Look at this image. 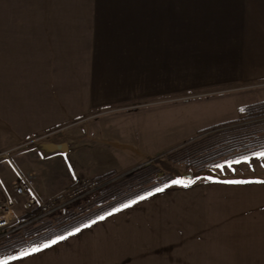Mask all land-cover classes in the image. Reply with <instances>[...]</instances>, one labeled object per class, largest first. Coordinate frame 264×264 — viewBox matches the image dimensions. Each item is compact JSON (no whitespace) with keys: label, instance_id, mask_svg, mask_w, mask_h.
<instances>
[{"label":"rangeland","instance_id":"374dc122","mask_svg":"<svg viewBox=\"0 0 264 264\" xmlns=\"http://www.w3.org/2000/svg\"><path fill=\"white\" fill-rule=\"evenodd\" d=\"M216 1L0 0V196L23 177L35 200L13 206L11 224L18 227L0 231V261L264 264V160L253 156L264 149L239 158L222 152L235 149L231 139L243 133L244 140L264 141V105L194 130L203 102L221 104L224 112L227 105L264 102V73L201 89V33L204 41L220 33L238 45L249 36L244 31L256 29L252 23H264V2L223 0V9L240 14L221 22L213 16L221 9ZM60 142L69 152L50 148ZM112 149L121 167L79 175L82 166L115 162ZM87 151L93 152L88 162ZM244 157L250 162L229 166ZM145 165L153 168L139 173ZM189 173L195 174L190 186L172 184L187 182ZM168 176L163 191H148ZM84 178L97 188L69 201ZM62 182L68 184L52 195L36 186ZM142 192L147 211L134 213L142 220L115 211L140 197L106 210ZM50 200L60 206L37 217V203ZM60 236L67 238L9 259Z\"/></svg>","mask_w":264,"mask_h":264},{"label":"crops","instance_id":"0c3cea01","mask_svg":"<svg viewBox=\"0 0 264 264\" xmlns=\"http://www.w3.org/2000/svg\"><path fill=\"white\" fill-rule=\"evenodd\" d=\"M222 1L223 0H217L215 2V5H217L218 8H221V9H215L213 16L217 20H220L221 22H223L222 19L225 17H228L229 15H232L233 17H239V14H240L238 13L239 11H236L235 9L231 10L229 8L223 9L221 7ZM252 1L253 0H251V3ZM261 1L264 2V0H261ZM242 2L245 4V0H242ZM251 3L249 2L250 5ZM232 12L234 14H232ZM260 12H264V10H260ZM205 20L206 18L204 19L201 18V22H204ZM260 20H261L260 22H262V19ZM252 24H251V27L256 26V29L253 30L252 32L247 31V30L244 31V33L248 32L249 36H247L245 39L244 37L241 38L238 45H233V42H232L233 40L231 39L222 40V35L220 33L218 37H212L210 41H204L203 40L204 37L202 36L203 34L201 33V89L215 87L218 84L224 83L223 81H229V80L236 81L239 78L242 80L251 79V78L254 79L256 77H253L252 75L264 73V34L261 35V33H264V23L262 24L260 23L261 25H252ZM204 26H206V24H201V30L203 29ZM217 28L221 29L219 26ZM238 31L239 29L236 28L235 33H237ZM253 35H258V36H253ZM207 58H212L211 60L212 62L210 63L209 67L206 66L209 63V60ZM221 59H225V60L222 61ZM204 60H208V61L206 62ZM235 71L238 72V74L240 75L244 74V77L242 75H241L242 77H240V75L239 76L232 75L233 73H235ZM188 87L190 86L188 85ZM213 103L215 102L211 100L201 103V123L196 125L194 127V130L199 129L200 127L204 128L207 126L214 125L216 123L237 119L238 117L241 116V111H242L241 108L246 104V103L244 104L239 103V104H234V105H227L226 110L224 112L222 110L221 104L217 105L216 103V105H214ZM207 105L209 107H207ZM229 110H230V113L227 114ZM180 135L182 134H178L176 136H180ZM67 146H68L67 152H69L68 150L70 146L68 144ZM112 152H113V149L112 151H109V154H110L109 159H111V156H112V159L114 160L115 157L113 156ZM92 153L93 152H90V151L85 152L84 160L88 162V157L89 155H92ZM114 161L115 162H112V163L108 161L106 162V165L101 164V167H93L94 165L89 166L88 164V166L86 165L84 169V166H82L83 168L80 169L82 173H80L79 175L86 174L87 172H90V171L92 172L90 174H94L93 173L94 170L96 171L95 174L99 175L106 171L116 170L122 166L120 165L118 159ZM89 167L91 168L89 169ZM67 184L68 182L67 183L62 182L52 187L48 185H44V184L43 185L37 184L36 186H37V190L41 194H49V195L51 194L52 195L54 193L60 192L61 189L65 187ZM39 192L35 191L34 194L40 195ZM143 200L144 199H139L135 203H130L129 204L130 206L127 208L125 207L118 208L120 209L119 210L120 214H123L126 212L132 213L131 221L133 220V218L137 221L138 217L140 218L144 217V215L141 216V214L139 215V213L134 214L135 211H137L138 209L141 211L142 210L147 211V209H145L146 205L143 202ZM167 200L168 199H166V201ZM170 200H172L171 197H170ZM152 211L153 210H150L149 212H151L152 214L153 213ZM140 220H142V218Z\"/></svg>","mask_w":264,"mask_h":264},{"label":"built area","instance_id":"2783aa9c","mask_svg":"<svg viewBox=\"0 0 264 264\" xmlns=\"http://www.w3.org/2000/svg\"><path fill=\"white\" fill-rule=\"evenodd\" d=\"M97 188L96 183L88 178L81 179L75 187L72 189L68 196L70 197L69 201L81 197ZM29 189V183L21 177L12 184V190L9 193H4L0 196V231L11 232L15 230L18 225H12V209L13 206L20 203L22 198H24V204L26 206L34 204V199L32 196H29L27 191ZM55 201H48L45 204V201L37 203L35 207L39 208V213L37 217L49 213L57 209L60 205H54ZM23 224H19L21 226Z\"/></svg>","mask_w":264,"mask_h":264},{"label":"trees","instance_id":"16d2710c","mask_svg":"<svg viewBox=\"0 0 264 264\" xmlns=\"http://www.w3.org/2000/svg\"><path fill=\"white\" fill-rule=\"evenodd\" d=\"M258 105H264V102H259V103H256V104H253L252 106H248V107H242L241 109H246V108H251V107H256V106H258ZM250 132H253V131H250ZM249 132V134L248 135H250L251 136V134H254V133H250ZM243 136H246L247 137V134H242L241 136H236L234 139H231L233 142V144H234V146H236V148L235 149H232V148H228V149H225L226 151H222L223 153L224 152H227V153H231L232 152V156L233 157H231V158H239V157H242V156H244V155H246V154H248V153H252L253 152V150L254 151H259V150H262V149H264V148H262V146H264V141H262V140H257L256 142L255 141H249V140H244V139H246V138H244ZM244 138V139H243ZM241 139H243V140H241ZM231 143V144H232ZM261 148V149H260ZM257 149H259V150H257ZM213 156H216V155H213ZM212 156V157H213ZM217 156H219V155H217ZM215 162H216V160H215ZM164 166H166L167 167V164H165L164 163ZM152 169L153 167H152V165H145L144 167H142L141 169H140V171H139V173L140 172H142L143 170H147V169ZM168 169V168H167ZM169 170V169H168ZM142 175V174H141ZM194 173H189V175H187V178H188V180H191L193 177H194ZM164 179V178H163ZM172 178L171 177H166V179H164V180H162L160 183H158V184H156L152 189H149L148 191H150V190H153V189H155V188H159V187H163V186H165L166 184H168V183H170L172 180H171ZM146 192H142V193H136V194H134V195H132V196H130V197H128V198H126V199H123L122 201H120V202H118V204H116V205H114V206H111V207H109L108 209H106V210H110V209H112V208H114V207H116V206H120V205H122V204H125V203H127V202H130V201H132V200H134V199H136V198H138V197H140V196H142L143 194H145ZM106 210H103L101 213H97V214H94V215H91V216H89V217H87V218H85V219H83V221L82 222H80V223H83V222H87V221H89V220H92L93 218H96L98 215H100V214H103ZM80 223H78V224H80ZM76 226H78V225H76ZM73 227H75V226H73ZM73 227H71V228H73ZM55 235L54 236H59V235H61L62 233L60 232V233H54ZM53 236V237H54Z\"/></svg>","mask_w":264,"mask_h":264},{"label":"snow or ice","instance_id":"6c2138e0","mask_svg":"<svg viewBox=\"0 0 264 264\" xmlns=\"http://www.w3.org/2000/svg\"><path fill=\"white\" fill-rule=\"evenodd\" d=\"M242 111H243V109H242ZM253 156L255 157V158H258V159H261V160H264V151H260V152H256V153H253ZM250 160H251V157H244L243 158V161H241V160H235V161H230L229 162V166H231V164L232 163H241V162H250ZM217 167H220V168H223L224 166L223 165H217ZM195 181H193V180H188L187 182H185L184 180H182V179H175V180H173L172 181V184H174V185H182V186H184V187H188V186H190L192 183H194ZM249 181H238V180H230V181H225V183H230V184H242V183H248ZM260 183H264V181H259ZM169 185H165L164 187L166 188V187H168ZM164 190V188H157L156 189V192H161V191H163ZM152 193H149V195H151ZM146 197H140V199H145ZM136 201H133L132 203H135ZM130 205L129 204H125V205H123V207H125V208H127V207H129ZM120 209H115V211H119ZM112 213H108V215H111ZM105 217L104 216H101V217H99V219L100 220H103ZM96 221H93V223H95ZM84 227H89V225H85ZM80 231V229L79 228H77L76 229V232H79ZM74 233H69V236L70 235H73ZM67 237H65V236H60V237H58V239L57 240H53V241H51L50 242V244H44V245H42V247H34V248H32L31 249V251L30 252H24V253H22V256L21 257H15V256H13V257H10L9 259L10 260H17V259H22L23 257H27V256H29V255H31V254H33V253H37V252H40V251H42L43 249H45V248H48V247H50L51 245H53V244H56L57 242H58V240H64V239H66ZM0 264H8V261L7 260H5V261H0Z\"/></svg>","mask_w":264,"mask_h":264},{"label":"water","instance_id":"95a60500","mask_svg":"<svg viewBox=\"0 0 264 264\" xmlns=\"http://www.w3.org/2000/svg\"><path fill=\"white\" fill-rule=\"evenodd\" d=\"M50 148L52 150H59L62 152H66L68 149L67 143L66 142H60V143H53L51 144Z\"/></svg>","mask_w":264,"mask_h":264}]
</instances>
